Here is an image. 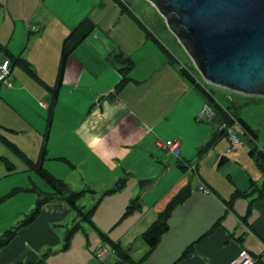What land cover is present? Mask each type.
I'll use <instances>...</instances> for the list:
<instances>
[{"label":"crops","instance_id":"1","mask_svg":"<svg viewBox=\"0 0 264 264\" xmlns=\"http://www.w3.org/2000/svg\"><path fill=\"white\" fill-rule=\"evenodd\" d=\"M120 1L0 0V61L6 57L5 53L12 54L25 59L35 72L31 75L21 62L13 61L9 77L0 84V136L35 162L48 133L44 167L54 176L65 180L74 190L90 191L95 200L97 194H115L119 206L125 207L124 213L128 201L137 199L139 206L131 213L135 214L133 217L124 214L118 221L119 211L110 210L104 212L102 221L98 219L103 200L99 197L89 226L101 238L103 234L119 243L142 264H232L242 250L264 264V193L263 196L259 191L255 193L252 184L262 185L264 192V174L242 169L239 176L246 175L242 183L236 182L231 174L228 181L201 175L196 190L172 212L168 232L149 252L143 233L172 197L189 184L187 181L174 187L177 173H172L173 160L164 143L178 139L181 155L174 159L184 165L192 164L194 150L201 147L200 153L204 152L203 145L217 138L219 124L197 120L207 102L196 95V87L182 76L180 66L172 65L150 39L140 16L124 0ZM84 18H90L96 28L68 58L49 127L52 100L49 88L56 85L63 41ZM122 57L131 58L134 67L128 83L111 100L106 96L113 93L122 78ZM197 122H210L212 127ZM213 151L216 152L212 155V167L215 164L218 171L235 163L231 158H241L237 150L215 147ZM223 153L229 162L220 167ZM246 156L242 159L249 165L253 160ZM4 159L13 165L12 171ZM0 163V180L7 181L9 192L17 187L26 189L5 200L1 196L0 208L5 202L15 201V217L34 210L32 194L36 193L27 189L40 188L37 179L40 177L3 140H0ZM209 163L208 154L204 163L197 161L194 171L199 173L202 169L205 174ZM177 167L184 170L178 163ZM154 171L163 174L166 181L154 195L144 196L142 206L140 195L132 199L136 192L133 187L124 190L125 181L132 175L144 182L145 175ZM120 181L122 186L109 193ZM201 185L211 192L201 191ZM237 190L249 194L240 196L231 206L227 202ZM94 204L85 206L89 209ZM70 209L66 203L50 202L31 224L25 225V219L16 227H0L1 235L17 229L11 242L0 250V264H52L46 257L57 252L52 249L61 243L52 226L58 225ZM216 222L215 230L209 232ZM118 228L125 230L123 238L113 236ZM140 236L142 241L138 242L135 258L129 249ZM191 244H194L191 254L181 257ZM43 249L45 252L39 256Z\"/></svg>","mask_w":264,"mask_h":264},{"label":"rangeland","instance_id":"2","mask_svg":"<svg viewBox=\"0 0 264 264\" xmlns=\"http://www.w3.org/2000/svg\"><path fill=\"white\" fill-rule=\"evenodd\" d=\"M127 4L133 8V10L140 16V18L143 20V23L145 24V27L155 34V36L168 48L173 56L175 57L176 63L180 65V67H185L194 73V75L198 78V80L209 90L214 93L216 98L221 101L224 104H227L228 97H234L235 99V106L238 108V112L242 118L248 121V123L255 129H257L259 133V139L257 141V145L254 143H249L250 138L248 135L244 134L241 128H237L238 134L243 141V146L241 147V150L238 154L241 156V158H238V160H233L235 163H231L228 166H225L222 168V170L218 171V167L214 164V167H212V155L216 151L214 150L215 147H218L219 149H222L223 151H234L236 150L231 149V144L228 141L227 138H222L219 142L216 144H210L207 146L204 150V152L200 153L201 147L197 149V151L194 150V159L191 161L192 165L196 166V163L198 160H207V155L209 154L210 163L208 165V170L203 173L202 169H200L197 173V170L189 169L187 172H183L179 167L178 169L175 168V165H177L178 161L174 159L172 155H170L172 162V173H177V177L175 178L172 174V181L175 178V184L174 187H179L185 182H189L193 189L196 190V186L201 182L200 176H208L209 178H217L222 179L225 178L228 179V174H231L234 177V180L238 183H242L245 176H239V169L249 171L250 173L254 171L258 174L260 171L258 170L255 163L251 162V164H247L246 160L245 163L243 162L242 157H247L250 147L257 146V147H264V96L256 95V96H248V95H236L234 96L232 92L228 89H224L221 87L214 86L210 83H207L198 69L196 68L193 60L190 58V56L187 54L186 50L183 48V46L180 44L177 37L169 30L166 21L164 17L159 13L158 9L148 0H124ZM114 3H116V0H113ZM116 18V14H113V19ZM117 30V29H116ZM1 91V95H2ZM196 95L201 99L202 102H209L207 98L205 99L204 96L201 94V92L197 89H195ZM199 124L203 125H209L212 127V124L210 122H197ZM208 142V141H207ZM206 142V143H207ZM205 145V144H204ZM203 145V146H204ZM222 155L227 156L226 153H223ZM228 157V156H227ZM229 158V157H228ZM218 162V159H217ZM0 165H2L0 163ZM261 174V173H260ZM21 176L23 174H20ZM129 176V179L125 181L124 190L128 189L129 187H133L135 189V195L132 197L134 199L137 196H141L142 199V206L144 201V196L146 194H155L159 188L163 185V183L166 181L163 177V174L161 173H149L148 175H145V181L142 182L140 178H134ZM259 176V175H258ZM37 179L40 181L39 186L44 191H49V186L43 182L40 178L37 177ZM228 181V180H227ZM7 181L5 179L0 180V197L4 196L9 192L10 189H8V185H6ZM176 187V188H177ZM39 188V189H40ZM40 189V190H41ZM41 190V191H42ZM30 195V194H26ZM34 197V208L36 206V194H32ZM44 195V194H43ZM45 196V195H44ZM115 194L102 196L98 195L96 198L99 197L102 200L101 206L98 210V219L104 221L105 215L104 212H109L110 210L113 211H119L120 215H118V221H121V218L124 217V210L123 207L119 206L118 198L114 197ZM139 196V197H140ZM93 195L88 192L85 198L80 200V204L90 206L95 203V199L92 198ZM131 199V200H132ZM99 200V199H98ZM59 203H66L65 201H59ZM130 201H128L127 205H130ZM67 204V203H66ZM126 205V206H127ZM128 205V206H129ZM70 207V206H69ZM71 208V207H70ZM142 208V207H141ZM15 211H16V205L15 201L8 203L5 202L2 205V208H0V227L2 228H11V226H17L19 223L27 219V216L32 213V211H27L25 215H21L18 217H15ZM131 215V214H130ZM135 215V214H133ZM133 215L128 216V218L133 217ZM79 221V218H77V213L72 208L70 209V212L63 217V219L59 222L58 225H53L52 228L55 230V232L60 237V245L58 247H55L52 249L54 252L52 254L47 255L46 261H51L52 264H100L101 260L98 259L94 254L95 247L101 243L104 246L108 248H112L108 241H106L104 238H101V234L99 232H96L93 228H91L89 225V222H81L79 225V228L71 232V240L68 245H65L67 243V233L70 230H73L74 227L77 225L76 223ZM12 227V228H13ZM6 230V229H5ZM4 232V231H3ZM1 235V234H0ZM108 235V234H107ZM111 236V235H110ZM113 236H118L120 238H123L125 236V230L122 228H118L117 233H113ZM142 241V237L140 236L137 241L134 242V244L131 245L129 251L134 254L135 258H138V255H135L138 251V242ZM65 246V247H64ZM64 247V248H63ZM113 249V248H112ZM46 249H43L39 251V256H41ZM114 251V250H113ZM115 253V252H114ZM111 255L107 260L103 261L105 264H113L114 261H116L117 257L116 254Z\"/></svg>","mask_w":264,"mask_h":264},{"label":"trees","instance_id":"3","mask_svg":"<svg viewBox=\"0 0 264 264\" xmlns=\"http://www.w3.org/2000/svg\"><path fill=\"white\" fill-rule=\"evenodd\" d=\"M118 3H121L120 0H118ZM96 25L90 18H84L70 33L69 35L64 39L63 46H62V56H61V62L60 67L58 71V76L56 80V85L54 88H49V90L52 93V100L50 101L49 105V127L51 125V120L53 117L54 108L58 102L59 93L63 85L64 75L66 72V64L68 61V58L70 55L78 48L80 44H82L88 36L92 34V32L95 30ZM148 32V36L150 39L156 43L159 48L162 50V52L166 55L168 58V61L172 65L180 66L176 63L175 57L170 52L168 48L156 37L154 36L150 31ZM2 47V46H1ZM6 57L10 60V64L13 63V61L21 62L22 67L24 70H26L31 75H35L34 70L32 69L31 65L23 58L20 57H14L12 54L5 53ZM122 56V55H121ZM134 67V62L131 58H123L122 57V67L120 68V74L122 76L120 82L115 86V90L113 93H110L106 96V98H109L111 100H115L122 90L124 86L128 83L130 80V72ZM180 72L184 78H186L189 82H191L196 89H198L201 94L204 96V98L209 101L206 104H208L215 112V118L212 121H216V123L219 124V132L217 133L216 139H211L212 141H209L206 145L203 146V148H206L210 144H216L219 142L222 138H227V130L226 128H223V124H226V126L232 127L234 126L236 129L241 128L244 134L248 135L250 138L249 143L252 142L255 145H257V141L259 139V133L257 129L253 128L247 120L242 118L238 112V108L235 106V99L234 97H228L227 104L222 103L219 101L214 93L212 91H209L199 80L198 78L192 73L191 70L180 67ZM232 92V91H230ZM234 96L239 95L238 93L232 92ZM104 97H101L103 99ZM47 137L48 133L45 135L44 144L42 146V150L40 152V158L38 161H32L27 158V156L20 151L12 142H10L7 138L4 136H0V140H3L8 147L17 154L29 167L32 169L50 188L49 191H41L39 188H29L27 190L34 191L37 194V203L36 207L34 208L31 215L28 216L27 220L24 222L25 225L31 224L36 218L41 214L42 207L50 202L54 201H65L73 210L77 213V218H79V222L74 227L73 230H70L67 233V243L65 245H68L71 240V232L79 228L80 220L82 222H89L92 223V217L96 211V208L98 207L99 200L91 207L87 208L86 206L80 204V200H82L88 192V190H74L65 180L59 179L56 176H54L52 173H50L45 167H44V161L48 157V151H47ZM181 155V152H180ZM174 157V158H180ZM249 157L253 160L255 165L257 166L258 170L264 174V147H257L253 146L250 147L248 152ZM66 160V159H64ZM4 162L7 165V168L9 171L13 170V165L9 163L7 159H4ZM227 162H229L228 157L221 156L219 160V166H224ZM179 166L183 168L184 172H187L189 169L194 170L195 166L192 164H183L180 161L178 162ZM193 167V168H192ZM118 182L116 187L111 189L109 193L116 192L118 188L122 186L123 183ZM252 184L255 186L254 191L255 193L258 192L260 195L263 196V186H259L257 183L252 182ZM207 188V187H206ZM26 189L24 188H14L10 192H8L5 196L2 197V200H5L14 194L24 192ZM211 192V190H210ZM253 192V193H254ZM192 193V187L191 184H186L184 187H182L170 200L166 208L159 214L158 219L148 228L146 232L143 233V239L144 241L149 245L151 252L153 249L156 248V246L161 241L162 237L165 233L169 230V220L171 218L172 212L174 209L185 202ZM45 196H44V195ZM249 193L246 191L238 190L234 193V195L231 197L230 201L227 203L231 206L233 205L234 201L239 198L240 196H247ZM139 206L138 200H133L130 205L127 207L125 211V215L131 214L134 210H136ZM251 208V204H250ZM217 226V222L212 226L211 230L209 232H213ZM206 233V234H209ZM17 234V229L8 230L4 234L0 236V250L3 249L5 246H7L11 240L14 238V236ZM102 236L109 242L111 247L113 248L116 257L118 259L117 262L113 264H142L143 261H136L134 260L130 255L127 254V252L121 247L119 243H115L113 241H110L106 235ZM194 249V244L189 245L185 251L183 252L181 257H186L191 254V252ZM148 252V253H149ZM257 259L255 264L257 263ZM28 264H35V263H28ZM100 264H105L104 262H101Z\"/></svg>","mask_w":264,"mask_h":264},{"label":"water","instance_id":"4","mask_svg":"<svg viewBox=\"0 0 264 264\" xmlns=\"http://www.w3.org/2000/svg\"><path fill=\"white\" fill-rule=\"evenodd\" d=\"M203 79L264 96V0H148Z\"/></svg>","mask_w":264,"mask_h":264},{"label":"built area","instance_id":"5","mask_svg":"<svg viewBox=\"0 0 264 264\" xmlns=\"http://www.w3.org/2000/svg\"><path fill=\"white\" fill-rule=\"evenodd\" d=\"M10 65V60L7 58L0 61V84L3 81H6L10 75ZM214 118L215 112L209 105H204L197 114L198 121H212ZM223 128H226L227 130V137L231 144V149L237 150L241 148L243 146V141L241 140L237 129L234 126H226V124H223ZM164 146L169 155L179 157L181 152V143L178 139L168 140L164 143ZM200 190L206 193L210 192V189L206 188L204 185L200 186ZM113 253L114 251L112 248H108L101 243L95 249V256L101 261L107 260L111 255H113ZM255 262V258L250 255L248 251L242 250L232 264H255Z\"/></svg>","mask_w":264,"mask_h":264},{"label":"bare ground","instance_id":"6","mask_svg":"<svg viewBox=\"0 0 264 264\" xmlns=\"http://www.w3.org/2000/svg\"><path fill=\"white\" fill-rule=\"evenodd\" d=\"M238 191V190H237Z\"/></svg>","mask_w":264,"mask_h":264}]
</instances>
